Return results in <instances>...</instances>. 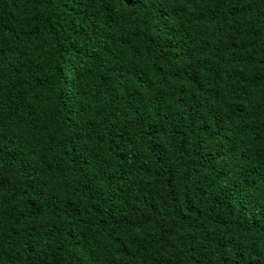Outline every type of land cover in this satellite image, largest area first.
<instances>
[{
  "label": "trees",
  "instance_id": "16d2710c",
  "mask_svg": "<svg viewBox=\"0 0 264 264\" xmlns=\"http://www.w3.org/2000/svg\"><path fill=\"white\" fill-rule=\"evenodd\" d=\"M0 264H264V0H0Z\"/></svg>",
  "mask_w": 264,
  "mask_h": 264
}]
</instances>
